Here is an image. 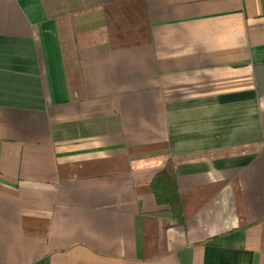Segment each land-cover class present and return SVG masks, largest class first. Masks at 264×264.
I'll list each match as a JSON object with an SVG mask.
<instances>
[{
	"label": "crops",
	"instance_id": "1",
	"mask_svg": "<svg viewBox=\"0 0 264 264\" xmlns=\"http://www.w3.org/2000/svg\"><path fill=\"white\" fill-rule=\"evenodd\" d=\"M169 159L222 187L149 249ZM0 264H264V0H0Z\"/></svg>",
	"mask_w": 264,
	"mask_h": 264
},
{
	"label": "trees",
	"instance_id": "2",
	"mask_svg": "<svg viewBox=\"0 0 264 264\" xmlns=\"http://www.w3.org/2000/svg\"><path fill=\"white\" fill-rule=\"evenodd\" d=\"M107 13L111 28L112 43L115 46H125L133 43L128 37L135 38L144 35L143 26L135 30L130 22L133 16L126 14L120 6H108ZM129 24V26H128ZM165 144L147 145L134 150L136 153H165ZM222 184H211L194 189L183 190L180 188L174 163L169 159L166 165L156 173L153 179L145 184L138 185L140 192L153 194L158 205L163 206L159 211L148 213L146 240L149 249L155 246L158 240L157 221L162 223L164 229L175 226H186L189 219L208 203L220 190ZM146 218V219H147Z\"/></svg>",
	"mask_w": 264,
	"mask_h": 264
}]
</instances>
